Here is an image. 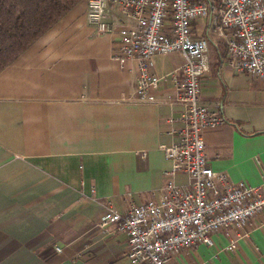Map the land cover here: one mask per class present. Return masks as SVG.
Wrapping results in <instances>:
<instances>
[{
  "label": "crops",
  "instance_id": "0c3cea01",
  "mask_svg": "<svg viewBox=\"0 0 264 264\" xmlns=\"http://www.w3.org/2000/svg\"><path fill=\"white\" fill-rule=\"evenodd\" d=\"M87 10L81 0L0 72V264H132L128 235L102 227V217L109 206L124 212L158 198L173 169L162 149L183 125L173 82L162 83L156 102L136 101L137 66L114 57L118 31L132 21L115 10L114 31L98 34ZM212 33L200 100L226 123L203 131L208 163L258 185L264 81L238 73ZM183 62L179 52L158 55L154 70L164 75ZM173 179L189 183L182 172ZM256 222L249 236L230 227L174 264H207L203 252L214 246L230 254L221 264H264V213ZM231 239L237 246L227 250Z\"/></svg>",
  "mask_w": 264,
  "mask_h": 264
},
{
  "label": "built area",
  "instance_id": "2783aa9c",
  "mask_svg": "<svg viewBox=\"0 0 264 264\" xmlns=\"http://www.w3.org/2000/svg\"><path fill=\"white\" fill-rule=\"evenodd\" d=\"M87 2L88 22L98 34L114 31L109 17L115 10L132 21L120 27L121 46L114 57L122 66L128 62L137 66L135 100L156 102L162 83L171 80L175 100L183 106V125L174 131L177 139L162 147L173 169L158 198L124 212L109 206L101 226L113 224L116 231L128 235L126 255L132 264H174L183 250L213 246V235L230 227L238 231L237 236H249L262 224L256 218L264 213V179L258 185L235 181L227 171L210 166L203 131L223 125L226 118L203 104L200 94L202 78L210 69L212 32L225 43L229 64L238 73L264 81V0ZM201 22H206L205 29ZM174 52L183 56V64L159 75L154 70L155 57ZM139 155L148 157L146 151ZM179 172L188 175L187 185L174 181ZM236 246L237 239H231L227 250Z\"/></svg>",
  "mask_w": 264,
  "mask_h": 264
},
{
  "label": "trees",
  "instance_id": "16d2710c",
  "mask_svg": "<svg viewBox=\"0 0 264 264\" xmlns=\"http://www.w3.org/2000/svg\"><path fill=\"white\" fill-rule=\"evenodd\" d=\"M81 0H0V72Z\"/></svg>",
  "mask_w": 264,
  "mask_h": 264
},
{
  "label": "rangeland",
  "instance_id": "374dc122",
  "mask_svg": "<svg viewBox=\"0 0 264 264\" xmlns=\"http://www.w3.org/2000/svg\"><path fill=\"white\" fill-rule=\"evenodd\" d=\"M206 22H201L199 26L201 28L205 29L206 28L205 26L207 24H204V23H206ZM211 32H212V30H211ZM210 54H211V52H210ZM203 255H204L203 257L205 258V261L207 262V264H221L229 257L230 254L228 252H225L223 250L222 246H214V247L208 248V250L204 251Z\"/></svg>",
  "mask_w": 264,
  "mask_h": 264
}]
</instances>
